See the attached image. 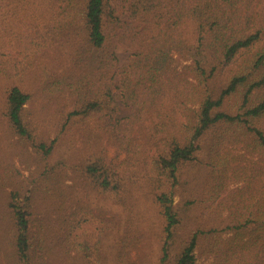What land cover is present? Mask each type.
I'll use <instances>...</instances> for the list:
<instances>
[{"label":"rangeland","instance_id":"1","mask_svg":"<svg viewBox=\"0 0 264 264\" xmlns=\"http://www.w3.org/2000/svg\"><path fill=\"white\" fill-rule=\"evenodd\" d=\"M13 1L15 13H7L6 5L2 8L10 21L7 32L18 37L8 44V51L19 74L0 77V264H22L16 245V205L28 212V264H157L167 223L158 196L170 191L181 214L171 255L178 243L203 228L196 264H237L239 258L246 263L249 256L233 244L244 243L233 225L238 223L242 201L236 190L249 186L253 178L243 155L246 147L229 140L232 130L220 146L209 137L201 139L197 159L180 166L177 184L172 186L158 162L165 134L154 136L150 121L127 119L126 139L96 117L82 113L67 117L69 109L81 107L86 99L82 92H73L69 80H74L73 72L81 71L74 54L81 33L87 34L76 30L82 29L83 21L75 14L66 18L61 42L51 46L29 33L36 26L49 32L50 24L58 34V21L64 16L58 6L52 0ZM129 1L111 0L115 14L124 21L130 20ZM121 33L113 37L118 67L129 61L133 51ZM177 59V70H184L186 58ZM118 79L116 74L112 93L118 115L128 118L133 107L121 93ZM14 85L31 95L22 111L29 136L19 133L6 113ZM168 103H173L171 94ZM235 103L230 99L227 104L235 109ZM221 179L226 184L218 191Z\"/></svg>","mask_w":264,"mask_h":264},{"label":"trees","instance_id":"2","mask_svg":"<svg viewBox=\"0 0 264 264\" xmlns=\"http://www.w3.org/2000/svg\"><path fill=\"white\" fill-rule=\"evenodd\" d=\"M52 1L64 14L58 21V34L48 24L49 32L36 26L30 36L51 46L60 43L66 18L72 14L83 21L82 29L76 30L87 31L81 33L82 41L74 54L81 71L73 72L74 80L69 79L73 92H82L86 99L81 107L69 109L67 117L79 113L96 117L126 139L127 119L140 124L150 121L154 136L165 134L161 140L164 153L158 162L168 172L172 186L177 184L180 166L197 159L201 139L209 137L213 145L220 146L232 130L229 140L246 147L243 155L253 178L249 186L236 190L242 201L235 218L238 223L233 227L244 243L233 244L249 256L244 264H264V0H130L129 21L115 14L111 0ZM5 5L7 13H15L17 4L0 0V77H12L19 73L8 44L16 43L18 37L7 32L10 21L3 14ZM119 31L124 44L133 50L121 67L117 66L119 57L113 42ZM178 55L186 58L182 71L175 65ZM116 74L121 93L133 107L130 118L118 115L112 93ZM170 94L172 104L168 103ZM30 98L29 92L14 85L6 107L12 124L27 136L30 133L22 111ZM230 99L236 101L235 109L228 107ZM212 130L213 135L206 136ZM225 184L221 179L218 191ZM158 199L167 223L157 264H196V248L205 230L197 228L171 255L181 214L172 191L161 193ZM15 217L17 254L22 264H28L27 209L16 205ZM237 264H243L240 258Z\"/></svg>","mask_w":264,"mask_h":264}]
</instances>
